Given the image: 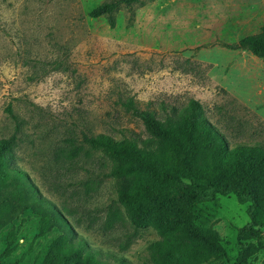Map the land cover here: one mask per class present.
Returning a JSON list of instances; mask_svg holds the SVG:
<instances>
[{
    "label": "rangeland",
    "instance_id": "rangeland-1",
    "mask_svg": "<svg viewBox=\"0 0 264 264\" xmlns=\"http://www.w3.org/2000/svg\"><path fill=\"white\" fill-rule=\"evenodd\" d=\"M102 1L0 0V139L15 136L11 166L77 237L139 264L158 239L154 230L123 219L102 155L68 160L64 150L70 143L87 149L82 134L145 138L139 119L120 106L127 99L157 115L160 104L179 108L194 99L230 146L264 145V59L218 45L257 33L264 0H141L120 7L113 28L87 16ZM110 206L122 220L106 229ZM247 207L231 194L195 205L197 220L220 238L221 264H234ZM37 222L27 211L0 230L1 252L6 232L19 228L16 250L0 264H41L58 232L35 238ZM248 264H264V243Z\"/></svg>",
    "mask_w": 264,
    "mask_h": 264
},
{
    "label": "trees",
    "instance_id": "trees-1",
    "mask_svg": "<svg viewBox=\"0 0 264 264\" xmlns=\"http://www.w3.org/2000/svg\"><path fill=\"white\" fill-rule=\"evenodd\" d=\"M140 1L104 0L87 16L103 17L113 28L114 13ZM218 45L264 59V16L257 33ZM120 106L139 119L145 138L131 133L126 136L123 131H119L120 139L82 134L81 143L87 149L70 143L64 153L68 160L80 154L88 157L90 152L102 155L107 162L104 177L111 181L114 203L122 209L123 219L134 229L154 230L158 239L146 245L139 264H221L220 238L197 220L195 205L230 194L237 204H248V222L236 233L239 249L234 261L248 264L264 243V145L238 142L230 146L194 99L179 108L160 104L161 115L140 110L132 99L120 101ZM15 139L14 135L0 139V230L29 211L38 217L35 238L58 232L46 246L41 264H130L90 248L77 237L63 213L38 196L24 173L11 166ZM121 220L116 208L110 206L105 228ZM18 233V227L6 232L0 258L16 250ZM119 247L123 250L126 245Z\"/></svg>",
    "mask_w": 264,
    "mask_h": 264
}]
</instances>
